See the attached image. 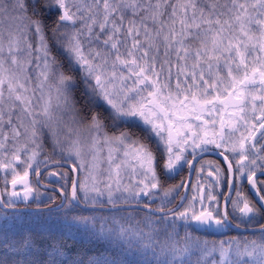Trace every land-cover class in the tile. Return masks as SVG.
<instances>
[{"label":"snow or ice","instance_id":"snow-or-ice-1","mask_svg":"<svg viewBox=\"0 0 264 264\" xmlns=\"http://www.w3.org/2000/svg\"><path fill=\"white\" fill-rule=\"evenodd\" d=\"M64 115L79 126L66 150ZM49 139L75 173H49L64 181L53 207L113 246L89 264H127L123 251L139 254V264H264V0H0V172L12 173L13 189L0 192V208L43 202L28 176H40ZM212 148L226 165H209L214 183L181 181L152 208L163 182ZM225 183L221 210L214 188ZM141 211L148 231L133 223ZM233 221L249 235L211 246L192 235ZM3 247L0 264H16V253L7 255L15 245Z\"/></svg>","mask_w":264,"mask_h":264},{"label":"rangeland","instance_id":"rangeland-1","mask_svg":"<svg viewBox=\"0 0 264 264\" xmlns=\"http://www.w3.org/2000/svg\"><path fill=\"white\" fill-rule=\"evenodd\" d=\"M55 19V17H53ZM77 27H79V24H77ZM48 36L51 37V32L50 30L48 31ZM35 40V42L37 43L38 38L33 36L32 37V42ZM77 97V95H76ZM52 104H53V109H54V115H56L57 117H59L61 115V112L59 109L56 108V100H55V94L53 93V99H52ZM79 126L77 125H73L70 121V118L68 115H64L63 116V123L60 124L59 126V139L63 145V147L65 148V150L70 146V144L72 143V141L76 140L78 138V129ZM69 129H71V131H69ZM79 136L80 138H83L84 136H87V132L84 131L83 128H79ZM48 148V152H47V148ZM53 152V145H52V141L51 139H49L47 142L44 143L43 148L40 150V155L38 156V161H40V164L43 163V161L47 158L50 157V155H52ZM56 153L60 155V149L57 148L56 149ZM107 155V150H104V157H106ZM61 157V155H60ZM85 161H91V156H86ZM38 165H36L38 167ZM25 165H21L18 167V171L20 173V175L23 174L24 169H25ZM105 167H106V162H105ZM57 170H55V168L52 171H57L60 173H64L66 171L62 170L61 168H56ZM60 170V171H59ZM34 170H30L29 173H32ZM86 175L85 173H81V176ZM12 179V173L9 172L7 174L0 172V189L1 192H4L5 189H7V183L8 181H10ZM69 181V180H68ZM181 191V189H180ZM179 191V192H180ZM41 199H45L47 197H49L48 194L42 193ZM157 201H159L160 203V198L159 196H163L164 194H162L161 192H157ZM178 196V193L177 195ZM4 197H6V195H4ZM170 199L172 198L171 196L169 197ZM169 206V205H168ZM62 212V211H61ZM63 213V212H62ZM85 214H88L87 212H85ZM98 214H108L107 212H98ZM144 216L145 213L144 212H138V213H133V223L139 221V227H143L145 231H148V228L146 227V221L144 220ZM153 220H156V217H152ZM7 223V226H13V227H19V226H24V225H31L33 227L31 228H39L42 230H46V231H56L57 229H63L65 232H69L77 237H84V239H87V241L91 242V243H97V241H102L105 244H109L107 241L104 240H98L94 237H90L89 235H87L83 230L77 231L76 227L71 226L69 224V222L67 220H65L64 218V213L61 215H26L24 213H0V228L1 227H5V224ZM154 227H159V225H153ZM181 236L184 235V230L183 229H179ZM208 233L210 232H214V229L211 230H206ZM192 235L195 236H199L201 238V240H207L209 242V245L211 246V244L213 242L219 243L220 241H226L231 239L232 237H243V236H247V235H243V234H238V233H233L231 232L230 234H226V236H215V237H211V236H203V235H198L196 233H192ZM209 235V234H207ZM103 244V243H102ZM134 252V251H133ZM137 255V253L135 254ZM134 255V256H135ZM139 255V254H138ZM139 257L142 259V257L139 255ZM195 259V258H194Z\"/></svg>","mask_w":264,"mask_h":264},{"label":"trees","instance_id":"trees-1","mask_svg":"<svg viewBox=\"0 0 264 264\" xmlns=\"http://www.w3.org/2000/svg\"><path fill=\"white\" fill-rule=\"evenodd\" d=\"M46 23L51 26L52 21L49 20ZM195 233L200 234L197 231ZM5 241L15 245L8 250L7 255L11 256L16 253L13 257L16 264H28L31 261H36L37 264H49L53 258L56 260V264H79L81 261L83 264H89L90 260L101 256V254L107 257L112 249L102 244L103 242L97 244L70 242L63 238L61 233L45 235L34 229L17 227L0 230V257L5 255L3 247ZM25 244L31 247L33 255H26L22 250ZM121 254L126 258L127 264H139L141 261L137 257Z\"/></svg>","mask_w":264,"mask_h":264},{"label":"flooded vegetation","instance_id":"flooded-vegetation-1","mask_svg":"<svg viewBox=\"0 0 264 264\" xmlns=\"http://www.w3.org/2000/svg\"><path fill=\"white\" fill-rule=\"evenodd\" d=\"M217 119H218V117H217ZM218 151L219 150L212 148V150H210L209 152L201 154L196 159L195 166L191 170H189L188 165L185 164L184 167L173 178L164 181L162 186L165 187L167 190L168 188L172 187L173 185H177V184H180L181 181H185V179L187 177H189L192 184H196L198 182V180L202 183H205L206 185L209 183H214L212 181V177L208 176V172L211 170L209 165L221 164L222 167L226 168V165L222 164V157H220L218 155ZM188 158L192 159L191 156H189ZM233 163H234V161H233ZM201 166H203V173L198 176V173H200ZM39 179H40V181H46V176H44V177L41 176ZM262 179H264V177H262ZM126 180H127V177H126ZM245 184H246V182H245ZM228 191H229V189H228L226 183L224 184L223 188H220V187L214 188V194L218 195V199L220 202H222V200L224 199V196L228 194ZM245 191L249 196L252 195V193L248 190L247 187L245 188ZM221 192L223 194H220ZM177 193H179V191L175 192L171 195V197L173 196L171 198L172 201H175L177 199V198H175ZM192 194H193L192 188H191V185H189L187 195L189 197H191ZM232 195H233V197H235V191L232 192ZM161 197H163V196H161ZM155 200H157V196H156ZM229 211H231V207H229ZM230 219H231V217H230ZM263 222L264 221H261V223H263ZM232 224H235V221H233ZM241 226H243V225H241ZM212 228H216V227L213 226ZM225 229H227L226 230L227 232L233 231V230H230L229 228H225Z\"/></svg>","mask_w":264,"mask_h":264},{"label":"water","instance_id":"water-1","mask_svg":"<svg viewBox=\"0 0 264 264\" xmlns=\"http://www.w3.org/2000/svg\"><path fill=\"white\" fill-rule=\"evenodd\" d=\"M55 164H50L49 166H45V167H43L42 169H41V171L42 170H44V169H46V168H48V167H51V166H54ZM61 165H64V166H67V167H69L70 169H71V167L68 165V164H66V163H61ZM75 177V174L73 173V178ZM242 230H245V229H242Z\"/></svg>","mask_w":264,"mask_h":264}]
</instances>
